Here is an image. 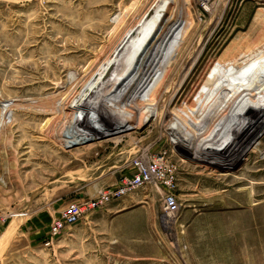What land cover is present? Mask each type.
<instances>
[{
	"label": "rangeland",
	"instance_id": "rangeland-1",
	"mask_svg": "<svg viewBox=\"0 0 264 264\" xmlns=\"http://www.w3.org/2000/svg\"><path fill=\"white\" fill-rule=\"evenodd\" d=\"M157 1L0 0V264H264V92L241 117L210 120L221 134L210 148L193 138L198 123L181 120L177 136L154 117L133 127L84 108L73 92L77 77L94 75L92 50L117 21ZM188 8L187 52L202 48L191 88L218 57L264 32V0H189ZM237 129L243 135L232 141ZM139 156L174 170L175 214L148 184L50 235L66 204L121 184Z\"/></svg>",
	"mask_w": 264,
	"mask_h": 264
},
{
	"label": "bare ground",
	"instance_id": "bare-ground-1",
	"mask_svg": "<svg viewBox=\"0 0 264 264\" xmlns=\"http://www.w3.org/2000/svg\"><path fill=\"white\" fill-rule=\"evenodd\" d=\"M188 4L189 0H158L140 4V10L137 8L134 13L128 11L129 16H122L108 37L92 50L96 51L93 55L98 56L89 70L94 75H88V79H75L73 92L80 91L84 99L79 103L84 108L98 107L105 113L111 111L115 118L130 120L133 127L154 117L159 124L161 121L167 123L162 127L174 136L181 133L180 128L177 134H173L181 120L191 121L188 124L198 123L200 126L195 129L193 138L205 139V146L210 148L211 143L221 136L212 132L215 125L210 120L218 117L221 120L220 113L233 112L241 117L250 109L252 101L264 92V32L231 54L218 57L214 66L215 62L205 68L196 85L186 88L202 49L198 46L200 48L195 55L186 49L192 22ZM177 33L180 34L179 41H176ZM172 47V57L166 59V53ZM115 69L118 74L113 80L111 76ZM158 79L161 80L156 87ZM153 86L156 88L151 93L152 97L147 99ZM102 95L104 99L96 102ZM173 121L177 122L173 124ZM238 135H243L241 129L228 134L232 141L237 140ZM119 138L115 134L112 141L117 144ZM138 161L141 167L149 165L147 157L139 156ZM154 163L158 167L169 168L167 160L160 159ZM100 189L90 197L96 196Z\"/></svg>",
	"mask_w": 264,
	"mask_h": 264
},
{
	"label": "built area",
	"instance_id": "built-area-1",
	"mask_svg": "<svg viewBox=\"0 0 264 264\" xmlns=\"http://www.w3.org/2000/svg\"><path fill=\"white\" fill-rule=\"evenodd\" d=\"M207 1V0H206ZM149 161V160H148ZM154 161H149L147 167H141L140 161H135V169L129 176H125L121 184L107 186L100 189L96 196L72 201L63 207L59 213L57 222L50 228V235L57 236L63 225H73L89 213L104 209L111 202L117 201L129 193L153 184L162 199V209L167 215H173L179 210V204L174 193V170L166 167H158Z\"/></svg>",
	"mask_w": 264,
	"mask_h": 264
}]
</instances>
